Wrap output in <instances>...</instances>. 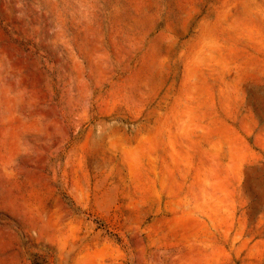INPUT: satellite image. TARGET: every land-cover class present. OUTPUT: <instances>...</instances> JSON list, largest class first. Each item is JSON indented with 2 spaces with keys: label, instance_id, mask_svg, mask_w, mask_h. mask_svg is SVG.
I'll use <instances>...</instances> for the list:
<instances>
[{
  "label": "rangeland",
  "instance_id": "1",
  "mask_svg": "<svg viewBox=\"0 0 264 264\" xmlns=\"http://www.w3.org/2000/svg\"><path fill=\"white\" fill-rule=\"evenodd\" d=\"M263 93L264 0H0V264H264Z\"/></svg>",
  "mask_w": 264,
  "mask_h": 264
},
{
  "label": "bare ground",
  "instance_id": "2",
  "mask_svg": "<svg viewBox=\"0 0 264 264\" xmlns=\"http://www.w3.org/2000/svg\"><path fill=\"white\" fill-rule=\"evenodd\" d=\"M261 98L264 99V93L262 94ZM260 192H261V191H260ZM260 192H259V193H260ZM261 193H262V192H261Z\"/></svg>",
  "mask_w": 264,
  "mask_h": 264
}]
</instances>
